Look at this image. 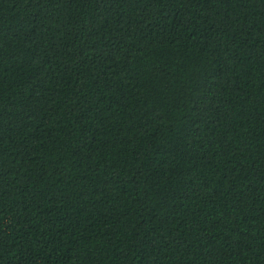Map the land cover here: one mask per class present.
Listing matches in <instances>:
<instances>
[{
  "label": "trees",
  "instance_id": "1",
  "mask_svg": "<svg viewBox=\"0 0 264 264\" xmlns=\"http://www.w3.org/2000/svg\"><path fill=\"white\" fill-rule=\"evenodd\" d=\"M0 264H264V0H0Z\"/></svg>",
  "mask_w": 264,
  "mask_h": 264
}]
</instances>
